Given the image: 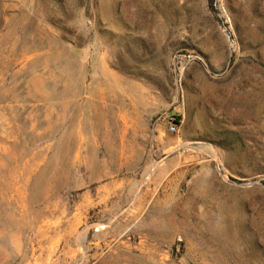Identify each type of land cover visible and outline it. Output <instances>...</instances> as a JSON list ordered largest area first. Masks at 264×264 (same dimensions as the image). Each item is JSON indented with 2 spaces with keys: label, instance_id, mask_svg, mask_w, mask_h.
Masks as SVG:
<instances>
[{
  "label": "rangeland",
  "instance_id": "1",
  "mask_svg": "<svg viewBox=\"0 0 264 264\" xmlns=\"http://www.w3.org/2000/svg\"><path fill=\"white\" fill-rule=\"evenodd\" d=\"M0 264H264V0H0Z\"/></svg>",
  "mask_w": 264,
  "mask_h": 264
},
{
  "label": "built area",
  "instance_id": "2",
  "mask_svg": "<svg viewBox=\"0 0 264 264\" xmlns=\"http://www.w3.org/2000/svg\"><path fill=\"white\" fill-rule=\"evenodd\" d=\"M171 127H170V131H175V127L173 126L174 124L173 123H170Z\"/></svg>",
  "mask_w": 264,
  "mask_h": 264
}]
</instances>
